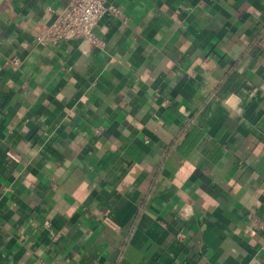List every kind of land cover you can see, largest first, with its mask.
<instances>
[{
  "label": "crops",
  "instance_id": "1",
  "mask_svg": "<svg viewBox=\"0 0 264 264\" xmlns=\"http://www.w3.org/2000/svg\"><path fill=\"white\" fill-rule=\"evenodd\" d=\"M107 2L0 0V264H264V0Z\"/></svg>",
  "mask_w": 264,
  "mask_h": 264
},
{
  "label": "built area",
  "instance_id": "2",
  "mask_svg": "<svg viewBox=\"0 0 264 264\" xmlns=\"http://www.w3.org/2000/svg\"><path fill=\"white\" fill-rule=\"evenodd\" d=\"M107 1L68 0L66 8L36 34V41L47 44L63 39L79 38L88 44L102 46V39L93 32L95 25L107 14L119 15V9ZM13 63H17V60L14 59Z\"/></svg>",
  "mask_w": 264,
  "mask_h": 264
}]
</instances>
